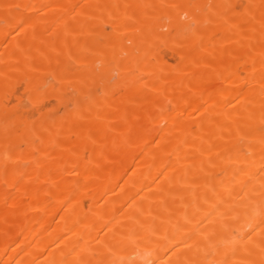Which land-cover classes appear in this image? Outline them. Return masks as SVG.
Returning a JSON list of instances; mask_svg holds the SVG:
<instances>
[{
	"label": "bare ground",
	"instance_id": "obj_1",
	"mask_svg": "<svg viewBox=\"0 0 264 264\" xmlns=\"http://www.w3.org/2000/svg\"><path fill=\"white\" fill-rule=\"evenodd\" d=\"M0 264H264V0H0Z\"/></svg>",
	"mask_w": 264,
	"mask_h": 264
},
{
	"label": "rangeland",
	"instance_id": "obj_2",
	"mask_svg": "<svg viewBox=\"0 0 264 264\" xmlns=\"http://www.w3.org/2000/svg\"><path fill=\"white\" fill-rule=\"evenodd\" d=\"M22 34V33H21ZM172 60V59H171ZM24 82V83H23ZM25 82L26 81H24V80H22V81H20L19 83H17L15 86H17V88H19L20 90H18V89H16L15 90V92L17 91V93L19 92V94H16V93H14V94H16V97H18V95L20 96L21 95V92L20 91H22L23 92V89H24V85H25ZM28 83V82H27ZM22 86V87H21ZM22 88V89H21ZM98 93H100V91L98 92ZM73 94H74V92H73ZM72 95V94H71ZM11 96H13V95H11ZM15 96V95H14ZM49 96V95H48ZM48 96L46 97V96H44V98H40L41 100L43 99V101H37L36 100V102L33 104V106H35L34 108H33V106H31V105H28V103L26 102V101H22V103L24 104V107L22 106L23 104H21V107H23V108H25V110H27L28 111V108H32L29 112V115H28V113L26 112L25 114H27V116H28V118H30V117H32V116H34V114L36 113V111H37V113H38V110L40 109L41 110V108L43 109V108H48L49 109V107H50V109L52 110L53 108H55V109H53V111L56 113V114H61V113H63V110H65V108L67 107V108H71V106H72V108H74L78 103H79V99H76V101H74L75 100V98H74V95H73V97L72 98H70L69 99V101L67 102V105H65L64 103H62V104H64V105H62L61 103H58L56 100H54L53 99V97H51V96H49V98H48ZM13 98V101L12 102H10V104H12L14 101L16 102H20L21 103V98L20 97H18V98H20V99H18V98ZM87 97V96H86ZM9 98H12V97H9ZM87 98H89V97H87ZM15 99V100H14ZM17 99V100H16ZM45 99V100H44ZM12 99H10L9 101H11ZM47 100V101H46ZM14 102V103H15ZM47 102V103H46ZM54 102V103H53ZM76 102V103H75ZM37 103V104H36ZM48 103H49V105H48ZM52 103V104H51ZM55 103H57L56 104V106H57V108L55 107V106H53V104H55ZM26 104V105H25ZM31 104V103H30ZM61 104V105H60ZM46 105V106H45ZM51 105H52V107H51ZM37 106H41L39 109H38V107ZM28 107V108H27ZM59 108V109H58ZM24 110V109H23ZM33 110H34V112L35 113H33V115H32V112H33ZM36 110V111H35ZM53 111H51V112H53ZM24 112V111H23ZM61 112V113H60ZM36 113V115L34 116V118L33 119H28L29 121L31 120L32 122L34 121V120H37L36 118H38V114ZM24 114V115H25ZM32 116H31V115ZM38 115V116H37ZM26 116V115H25ZM39 119V118H38ZM30 121V122H31ZM31 122V123H32ZM35 122V121H34ZM24 146H26V142H20V145H19V147L21 148V147H24ZM22 149V148H21Z\"/></svg>",
	"mask_w": 264,
	"mask_h": 264
}]
</instances>
